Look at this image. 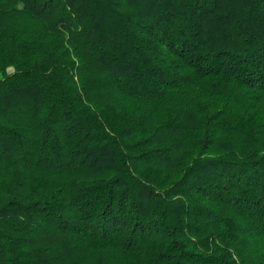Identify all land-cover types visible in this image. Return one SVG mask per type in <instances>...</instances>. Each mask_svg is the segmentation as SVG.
I'll use <instances>...</instances> for the list:
<instances>
[{"label":"trees","instance_id":"obj_1","mask_svg":"<svg viewBox=\"0 0 264 264\" xmlns=\"http://www.w3.org/2000/svg\"><path fill=\"white\" fill-rule=\"evenodd\" d=\"M0 264H264V0H0Z\"/></svg>","mask_w":264,"mask_h":264}]
</instances>
